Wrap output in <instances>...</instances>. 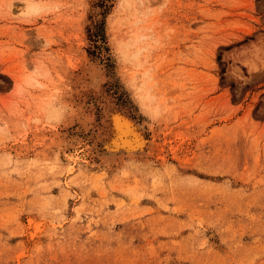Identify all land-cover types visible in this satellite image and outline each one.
<instances>
[{
    "label": "rangeland",
    "instance_id": "1",
    "mask_svg": "<svg viewBox=\"0 0 264 264\" xmlns=\"http://www.w3.org/2000/svg\"><path fill=\"white\" fill-rule=\"evenodd\" d=\"M0 264H264V0H0Z\"/></svg>",
    "mask_w": 264,
    "mask_h": 264
},
{
    "label": "bare ground",
    "instance_id": "2",
    "mask_svg": "<svg viewBox=\"0 0 264 264\" xmlns=\"http://www.w3.org/2000/svg\"><path fill=\"white\" fill-rule=\"evenodd\" d=\"M121 126H125V125H121ZM125 128H126V127H125ZM119 136H120V135H119ZM136 142H138V141H136ZM134 143H135V142H134ZM140 143H141V142H140ZM140 143H137V144L135 145L136 148H135V147H132V146L130 147V145H128L127 147L130 148V149L132 148V150H135V149H137V146H139ZM134 148H135V149H134Z\"/></svg>",
    "mask_w": 264,
    "mask_h": 264
}]
</instances>
